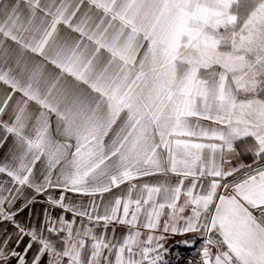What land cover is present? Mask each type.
I'll return each mask as SVG.
<instances>
[{"label": "snow or ice", "instance_id": "obj_1", "mask_svg": "<svg viewBox=\"0 0 264 264\" xmlns=\"http://www.w3.org/2000/svg\"><path fill=\"white\" fill-rule=\"evenodd\" d=\"M0 85V264H264V0H4Z\"/></svg>", "mask_w": 264, "mask_h": 264}, {"label": "crops", "instance_id": "obj_2", "mask_svg": "<svg viewBox=\"0 0 264 264\" xmlns=\"http://www.w3.org/2000/svg\"><path fill=\"white\" fill-rule=\"evenodd\" d=\"M0 2H4V0H0ZM42 2H46V0H42ZM87 7L88 5L85 4L84 5V9L83 10H87ZM96 10L93 9L92 10V14H95ZM62 34H63V31H62ZM14 47V46H13ZM29 57L32 56L31 53L28 54ZM35 59H39L38 57L35 58ZM3 86L0 85V88H2ZM249 144L253 143V141L251 140V138H248V141H247ZM11 144V141H9V145ZM245 148V144L243 143H237L236 144V151L239 153V152H242L243 149ZM8 151V146H5V148L3 149H0V160L3 159V156H4V153H6ZM243 162L245 164H250L252 163V157L250 154H244L238 158H234L233 161H232V165L235 166L236 164L240 163V162ZM38 169H39V165H38ZM2 179H6L5 177H0V180ZM172 180V182H175L174 181V178L170 177V176H163V175H153V176H150V177H146V178H143V179H140L137 181V183L139 184H144V183H148V184H152V185H155L157 183H162L166 180ZM127 192V185H124V186H121L120 188L118 189H115L113 190L111 193H108V194H105L103 199L104 201H109V200H113L115 198V196L117 195H122V194H126ZM55 195H59V192H56L54 193ZM29 199L31 198H35L36 200V203L33 204V205H30L28 208H26L20 215H18L16 217L17 221H19L21 224H23L25 227H28L29 225H35V224H38L39 222H41L43 220V213H44V209L49 207V205H47V203L45 202L46 201V197L43 196V195H37L35 194L34 192H31V190H28L25 194ZM69 195V201L72 202V203H75L77 205H83L84 207H88L90 205V200L92 198L90 197H85V196H80V195H75V194H68ZM135 195V194H134ZM96 199V202L97 203H100V200H101V197L99 195H97L95 197ZM24 201L21 200V201H18L17 203V207L20 206V204H22ZM68 202V201H66ZM182 202V201H181ZM101 212H103V208L101 207L100 209ZM167 211V209L165 210ZM62 210L60 209H57L53 214L54 215H59L61 214ZM67 218L68 219H71V213H68L67 214ZM78 222H79V218H78ZM85 223H87V221H85ZM8 231L13 233V235L15 234V229L12 228L10 225H7L6 226ZM102 229L100 228H97L96 231H97V234H99V232L101 231ZM126 229L123 228V227H117V231H116V235L117 236H122L124 233H125ZM141 231L144 233V235L141 237L142 239L146 238L147 236V231L144 230V229H141ZM109 232V235H111V229L108 230ZM159 234V233H157ZM194 237L192 236V234H185L183 236H180V235H176V236H170L168 238V240L166 241V247H171V246H178L180 248H184V247H187L183 244H178L177 241H181V240H192ZM27 241L25 240V243ZM11 246V245H10ZM23 244L20 246V249L18 250H22L23 248ZM213 251L215 252V248H213ZM31 253H29V259L31 258ZM13 264H15V262H13Z\"/></svg>", "mask_w": 264, "mask_h": 264}, {"label": "built area", "instance_id": "obj_3", "mask_svg": "<svg viewBox=\"0 0 264 264\" xmlns=\"http://www.w3.org/2000/svg\"><path fill=\"white\" fill-rule=\"evenodd\" d=\"M195 243L192 246L180 248L178 246L168 247L170 253L166 255L165 259L170 264H200L199 249L203 243L200 238H195Z\"/></svg>", "mask_w": 264, "mask_h": 264}]
</instances>
